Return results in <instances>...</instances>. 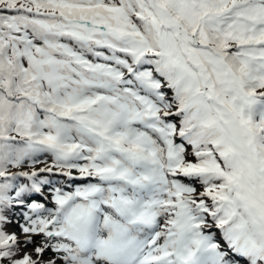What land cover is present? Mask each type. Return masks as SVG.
<instances>
[{
    "label": "snow or ice",
    "instance_id": "1",
    "mask_svg": "<svg viewBox=\"0 0 264 264\" xmlns=\"http://www.w3.org/2000/svg\"><path fill=\"white\" fill-rule=\"evenodd\" d=\"M0 264H264V0H0Z\"/></svg>",
    "mask_w": 264,
    "mask_h": 264
}]
</instances>
